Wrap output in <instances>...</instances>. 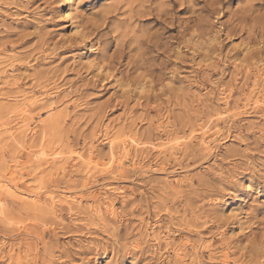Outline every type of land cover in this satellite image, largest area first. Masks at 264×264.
Masks as SVG:
<instances>
[{"label":"clouds","instance_id":"obj_1","mask_svg":"<svg viewBox=\"0 0 264 264\" xmlns=\"http://www.w3.org/2000/svg\"><path fill=\"white\" fill-rule=\"evenodd\" d=\"M0 264H264V0H0Z\"/></svg>","mask_w":264,"mask_h":264},{"label":"rangeland","instance_id":"obj_2","mask_svg":"<svg viewBox=\"0 0 264 264\" xmlns=\"http://www.w3.org/2000/svg\"><path fill=\"white\" fill-rule=\"evenodd\" d=\"M58 23H61V24L68 23V24L72 25L73 28H75V24H73L71 21H58ZM77 23H79V21H77ZM61 31L63 32L65 30L64 29H61ZM72 38H73L72 37V34L69 33V39L71 40Z\"/></svg>","mask_w":264,"mask_h":264}]
</instances>
